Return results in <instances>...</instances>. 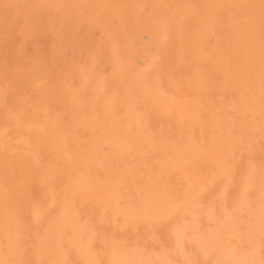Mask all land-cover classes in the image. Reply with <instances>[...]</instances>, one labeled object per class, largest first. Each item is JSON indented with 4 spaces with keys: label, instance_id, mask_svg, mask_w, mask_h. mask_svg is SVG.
Returning <instances> with one entry per match:
<instances>
[{
    "label": "bare ground",
    "instance_id": "obj_1",
    "mask_svg": "<svg viewBox=\"0 0 264 264\" xmlns=\"http://www.w3.org/2000/svg\"><path fill=\"white\" fill-rule=\"evenodd\" d=\"M0 264H264V0H0Z\"/></svg>",
    "mask_w": 264,
    "mask_h": 264
}]
</instances>
